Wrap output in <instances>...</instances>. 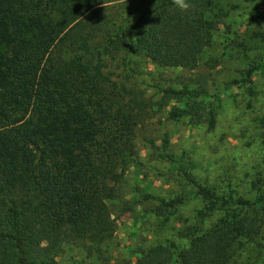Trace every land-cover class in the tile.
I'll return each mask as SVG.
<instances>
[{"label": "trees", "instance_id": "16d2710c", "mask_svg": "<svg viewBox=\"0 0 264 264\" xmlns=\"http://www.w3.org/2000/svg\"><path fill=\"white\" fill-rule=\"evenodd\" d=\"M141 2L0 0V264H58L75 243L101 252L116 230L117 188L139 164L142 119L165 110L168 120L214 130L220 106L210 94L212 70L227 61L209 59L217 37L228 33L231 49L246 56L264 36L251 11L249 37L238 41L241 30L217 0H187L184 10L176 0ZM141 54L193 75L162 86L152 101L129 78ZM246 61L222 90L238 84L252 105L264 63ZM151 146L179 169L203 207L198 222L181 231L186 248L141 249L138 264H264V169L246 170L242 186L230 173L225 185H214L180 165L168 133ZM143 197L168 220L189 195Z\"/></svg>", "mask_w": 264, "mask_h": 264}, {"label": "rangeland", "instance_id": "374dc122", "mask_svg": "<svg viewBox=\"0 0 264 264\" xmlns=\"http://www.w3.org/2000/svg\"><path fill=\"white\" fill-rule=\"evenodd\" d=\"M123 1L132 7L142 4V0ZM217 2L230 11L226 20L241 30L238 41L249 37L246 25L251 11L259 23L256 29L260 28L264 33V0ZM123 12L126 13L125 10ZM263 37L252 41L250 54L246 56L242 48L238 51L231 49L229 43L232 39L228 33L217 37L209 59L212 62L215 61L211 60L213 58L227 61L212 70L215 81L210 94L220 106L214 130H208L204 124L193 125L188 119L168 120L165 110L142 119L135 137L139 164L129 168L124 182L117 188L119 200L111 204L117 217L114 236L103 243L101 252L92 255L80 243L67 244L56 257L58 264H138L141 249L174 243L172 250L178 253L188 246V239L181 231L198 222L197 213L203 202L194 194L193 187L181 176L179 169L155 154L151 142L160 145L166 133L171 137V151L178 157L180 165L203 182L225 185L230 173L233 184L242 186L239 183L247 178L246 170L253 174L264 169V67L254 76L257 96L252 105H249L250 97L240 85L222 90L225 81L235 77L246 60L264 63ZM109 65L119 77L126 75L114 66L115 63L110 61ZM131 67L129 78L152 101L160 97L162 86L179 81L182 76L189 78L193 75L190 71L157 66L142 54L134 58ZM200 70L207 71L208 68L202 65ZM184 192L189 198L168 220L154 211V199H143V193L168 198ZM130 206L132 210H128ZM215 218L204 220L205 226Z\"/></svg>", "mask_w": 264, "mask_h": 264}, {"label": "clouds", "instance_id": "9594fccd", "mask_svg": "<svg viewBox=\"0 0 264 264\" xmlns=\"http://www.w3.org/2000/svg\"><path fill=\"white\" fill-rule=\"evenodd\" d=\"M176 2L178 7L181 8L182 10L187 9L189 7L187 0H176Z\"/></svg>", "mask_w": 264, "mask_h": 264}]
</instances>
